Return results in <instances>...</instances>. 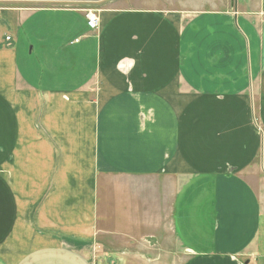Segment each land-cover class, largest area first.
Instances as JSON below:
<instances>
[{"label": "crops", "instance_id": "1", "mask_svg": "<svg viewBox=\"0 0 264 264\" xmlns=\"http://www.w3.org/2000/svg\"><path fill=\"white\" fill-rule=\"evenodd\" d=\"M213 1H101L73 75L75 7L0 14V264H264V0Z\"/></svg>", "mask_w": 264, "mask_h": 264}, {"label": "rangeland", "instance_id": "2", "mask_svg": "<svg viewBox=\"0 0 264 264\" xmlns=\"http://www.w3.org/2000/svg\"><path fill=\"white\" fill-rule=\"evenodd\" d=\"M103 2V0H101ZM101 1L98 2H46V1H7V0H0V14H1V19L7 21L10 23V26L15 25L16 19L19 17L21 13H27L30 10H33L38 7H43V6H52L56 7L58 6L59 8L64 9L65 7L71 6L75 7L77 11H79L84 20H85V13L87 10H93L95 11V14L98 16V7ZM105 1V0H104ZM183 1L186 2V5L191 7L193 10H197L198 8H203V6L200 4L204 0H119V2L122 5H128L130 7H137V8H161V10H167L168 12H176V11H181L184 8ZM207 1L210 5H213L215 2L213 0H205ZM234 1L235 0H222L216 7L218 8H234ZM250 1V0H249ZM258 2V0H256ZM250 7H254L255 0H251L249 2ZM212 7V6H211ZM181 8V9H180ZM208 9L209 6H205L203 9ZM58 22H61L62 25L59 26L58 28V33H59V42H58V47L60 54L62 56L61 59L62 62H60L61 65V72L73 75L75 73L82 72V65L83 63L80 62L81 60H86L87 63L92 66L94 61H95V56H96V51L94 48L95 44V36L92 34L93 30H90L87 28L85 25L84 20L80 19V16L78 13H72V12H58L57 14ZM20 18V17H19ZM99 18V17H98ZM8 27V24L5 22L4 30H6ZM88 30V33L86 35H82ZM7 34L10 35V30ZM19 36L21 33L18 31L16 32ZM22 37V35H21ZM7 38V37H6ZM78 39V42H74L75 40ZM70 42H74L71 44ZM30 47L31 50L30 51ZM40 47V46H39ZM31 52L29 55V58L33 60L34 62L38 63L39 65V60H40V50L37 46L34 47L32 43L28 44L27 47V53ZM248 52V49L246 50V53ZM81 59V60H80ZM40 68L43 69V65H40ZM257 104L255 102V110H254V118L256 120V123H259V111L257 108ZM34 128H38V124L33 125ZM260 156L262 157V171L258 174V178H261L264 180V154L261 152ZM99 175L98 180L104 181L103 176ZM256 177V176H255ZM256 188L259 191V184L256 183ZM196 209L198 206H194ZM103 226L104 223H98ZM194 230L196 233L200 232L202 230V225L198 222H194ZM102 235V234H101ZM119 245L116 241L118 239H112L110 237L106 238L104 236H97L96 239L94 240V243L98 245V248L104 250L105 246L108 245ZM260 244L263 247L264 245V237L260 239ZM100 246V247H99ZM263 261V258L260 257ZM181 257L180 254H178V264L181 262ZM259 264V260L258 263Z\"/></svg>", "mask_w": 264, "mask_h": 264}, {"label": "built area", "instance_id": "3", "mask_svg": "<svg viewBox=\"0 0 264 264\" xmlns=\"http://www.w3.org/2000/svg\"><path fill=\"white\" fill-rule=\"evenodd\" d=\"M85 21L89 29L96 30L98 28L99 19H98V16L95 14V11L87 10L85 13Z\"/></svg>", "mask_w": 264, "mask_h": 264}, {"label": "water", "instance_id": "4", "mask_svg": "<svg viewBox=\"0 0 264 264\" xmlns=\"http://www.w3.org/2000/svg\"><path fill=\"white\" fill-rule=\"evenodd\" d=\"M7 1L98 2V1H101V0H7Z\"/></svg>", "mask_w": 264, "mask_h": 264}]
</instances>
